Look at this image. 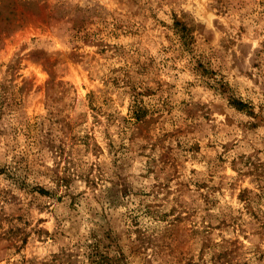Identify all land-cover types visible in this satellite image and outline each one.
Returning <instances> with one entry per match:
<instances>
[{
	"label": "clouds",
	"instance_id": "9594fccd",
	"mask_svg": "<svg viewBox=\"0 0 264 264\" xmlns=\"http://www.w3.org/2000/svg\"><path fill=\"white\" fill-rule=\"evenodd\" d=\"M0 264H264V0H0Z\"/></svg>",
	"mask_w": 264,
	"mask_h": 264
}]
</instances>
